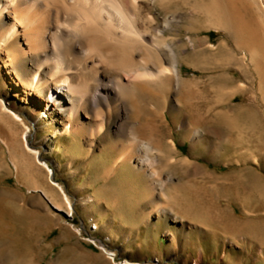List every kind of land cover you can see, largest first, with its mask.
I'll use <instances>...</instances> for the list:
<instances>
[{
	"label": "rangeland",
	"instance_id": "374dc122",
	"mask_svg": "<svg viewBox=\"0 0 264 264\" xmlns=\"http://www.w3.org/2000/svg\"><path fill=\"white\" fill-rule=\"evenodd\" d=\"M184 11L167 35L192 34L196 39L198 50H184L181 55L188 83L182 90L172 88L167 117H154L156 124L142 117L138 122L143 140L165 145L174 137L178 143L179 149L170 152L172 159L161 157L158 162L147 145L141 146L140 155L152 158L150 168L161 170L151 177L156 193H142L150 176L128 164L120 172H107L116 153V137L103 133L89 138L86 132L51 136L57 124L70 120L64 111L56 122L49 123L45 116L35 128L33 122L40 115L31 112L32 102L6 94L0 79L1 94L31 124L30 140L75 205L74 215L54 206L47 195L57 193L56 186L35 163L21 173V181L17 179L12 153L21 164L29 154L22 142L8 146L6 140L13 134L0 117V264H119L125 259L154 264H264V107L259 101L250 103L249 132L236 155L226 119L216 112L228 101L222 88L229 71L228 54L221 46L226 30L205 26L206 20L193 14L190 5ZM158 12L166 14L161 7ZM210 41L215 48L209 47ZM196 76L200 83L192 89L189 78ZM247 96L246 102H251ZM137 117L131 112V119ZM114 120H108V128ZM193 125L201 128L198 138L190 131ZM16 128L21 141L24 126ZM253 154L260 159L255 161ZM58 196L63 198L59 189ZM157 203L162 209H155ZM94 220L99 223L96 230ZM91 238L107 241L117 258H110Z\"/></svg>",
	"mask_w": 264,
	"mask_h": 264
},
{
	"label": "bare ground",
	"instance_id": "6f19581e",
	"mask_svg": "<svg viewBox=\"0 0 264 264\" xmlns=\"http://www.w3.org/2000/svg\"><path fill=\"white\" fill-rule=\"evenodd\" d=\"M185 5L206 20L205 26L226 30L221 46L228 54L229 71L222 88L228 101L216 112L226 119L238 155L240 142L245 144L249 132L246 114L250 103L259 101L264 107V0H0V79L6 94L32 102L31 112L40 115L33 122L35 128L45 116L49 123L56 122L63 110L70 120L63 126L57 124L51 136L86 132L89 138L103 133L116 137V153L107 172H120L128 164L150 176L142 193H156L151 177L160 175L161 170L150 168L152 158L140 155L141 146L147 145L158 162L161 157L172 159L170 152L179 149L178 143L174 137L165 145L143 140L138 122L142 117L156 124V117H167L166 102L172 88L182 90L188 83L181 55L184 50H198L196 39L192 34L184 38L167 35L181 22ZM160 7L166 10L163 16L158 12ZM209 47L216 44L210 41ZM189 81L192 89L197 87L194 83H200L197 76ZM146 84L149 89L142 88ZM2 92L0 89V117L13 134L6 143L12 148L22 142L29 154H23L21 164L12 153L17 179L21 181V173L31 168L30 163L37 164L38 172H46L51 186H56L57 193L52 190L47 195L54 206L74 215V201L52 178L54 169L29 138L33 127ZM248 93L251 102H246ZM131 112H136L138 119H131ZM84 115L90 118L84 119ZM112 117L114 124L108 128ZM18 124L24 126L21 141ZM190 129L194 138L202 134L199 126ZM253 156L255 161L260 159ZM27 159L31 160L28 164ZM156 205L155 209H162L160 203ZM92 228H99L98 221H93ZM78 230L82 232V228ZM91 239L110 258H117V251L103 238ZM119 264L154 263L125 259Z\"/></svg>",
	"mask_w": 264,
	"mask_h": 264
}]
</instances>
